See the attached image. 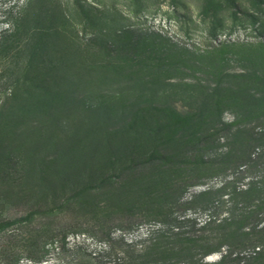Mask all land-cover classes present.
<instances>
[{
	"label": "rangeland",
	"instance_id": "rangeland-1",
	"mask_svg": "<svg viewBox=\"0 0 264 264\" xmlns=\"http://www.w3.org/2000/svg\"><path fill=\"white\" fill-rule=\"evenodd\" d=\"M16 6L20 0H0V12ZM21 8L0 82L14 90L19 104L28 98L34 110L18 113L21 130L28 132L21 147L28 148L19 152L18 164L7 167L6 177L0 175V218L52 209L51 196L63 202L53 216L25 227L31 235L25 238L34 240L31 229L37 227L59 235L78 228L86 203L97 211L149 208L147 195L159 187L137 186L135 179L131 187L117 182L105 195H79L90 181L107 176L132 182L134 165L143 167L139 182L161 172L164 180H174L181 174L173 169L176 163L193 165V134L202 122L209 123L205 130L234 123L229 134L242 130L244 138L264 128L258 117L264 115V87L254 85L264 77V0H26ZM216 85L220 98L208 97ZM173 113L191 117L189 124H175ZM42 116L49 117L45 123ZM45 124L52 125L46 134L40 131ZM31 136L38 141L29 142ZM234 136L219 139V151L244 149ZM248 152L256 157L255 148ZM240 172L227 169L205 185L188 187L181 201L220 180L225 193L240 190L247 180ZM220 194L217 199L227 203ZM134 196L142 202L133 204ZM147 225L131 230L142 233ZM81 234L88 237L68 233L65 247ZM55 258L50 250L40 264L65 261ZM18 264L30 262L22 257Z\"/></svg>",
	"mask_w": 264,
	"mask_h": 264
},
{
	"label": "trees",
	"instance_id": "trees-1",
	"mask_svg": "<svg viewBox=\"0 0 264 264\" xmlns=\"http://www.w3.org/2000/svg\"><path fill=\"white\" fill-rule=\"evenodd\" d=\"M21 5L20 3V6H16V11L11 7L0 12V77L6 52L17 39L22 16ZM255 79V86L264 87V77ZM7 91V85L0 82L2 177L7 176V167L19 163L17 161V158H20L19 152L28 148V143L21 147L22 142L24 144L28 139L24 136L28 132L21 130L22 123L18 121V113L20 111L30 113L29 111L34 110L28 98L19 104L17 102L19 98L14 94V90ZM207 96L219 99L221 93L218 92V86L216 85L213 93ZM8 100L10 102L13 100L14 104H8ZM27 104L29 105L25 106ZM42 104L47 105L41 103L38 106L41 107ZM199 115L198 113L193 115V121ZM258 117L264 119V115ZM47 118L49 117L42 116L40 121L45 123ZM172 118L175 124L182 127L187 126L191 120V117L176 113H173ZM201 124L198 134H193V165L176 163L173 169L180 170L181 174L179 173L174 180H164L161 172L152 175L146 182L143 180L139 182L138 170L143 167L134 165L130 167L131 174L128 175L133 177L132 182L129 179L114 180L107 176L96 180V184H91L90 181L89 185L81 189L79 195L82 199H87L91 192L105 195L114 189L117 182L121 186L131 187L135 179L138 182L137 186L140 184L141 187L144 185L159 187L147 195L149 208L131 207L123 212L113 209L97 211L95 208L86 207L88 206L86 203L80 214L85 221L80 223L78 228L65 229L60 235L49 228L43 230L39 227L30 228L34 240L25 238L31 236L25 233L29 230H24L25 227L36 218L53 216L58 211L57 205H62L63 202L59 198L51 196V205L54 207L52 209L39 208L41 210L27 211L17 218H0V264H18L22 257L30 264H40L45 261L50 250L55 252L56 260L59 256H65V261L61 264H264V128L244 138L242 134L245 133L242 130L229 134L231 127L236 126L234 123H221L218 128L212 127L208 130L203 128L209 123ZM50 126L52 125H42L40 131L43 132L45 129L47 132ZM45 132L43 133L46 134ZM232 136L235 138L239 136L237 139L240 143L243 142L244 149L239 150L242 151L240 155L234 146H225L219 151L217 145L219 139ZM30 139L29 142L32 144L38 141L37 138V141L32 140L35 136H31ZM253 143L256 144L255 147ZM254 148L257 152L256 157L251 159L248 150ZM227 169L241 171V175L247 179L243 188L231 194L225 193L226 186L221 184L223 180H220L218 186L211 184L194 194L191 199L181 201L188 187L205 185L203 183L205 180L216 177ZM190 172H193V178L188 176ZM219 192L222 193L220 196H227L226 199H229L227 203L224 204V201L217 199L216 195ZM198 198L203 199L198 202ZM133 199L135 201L133 204L142 202L137 196ZM102 207L104 206L100 208ZM190 208H199L201 212H195ZM121 214L124 216L117 220L115 217L119 218ZM201 214L203 220L198 219V215ZM141 222L148 224L142 233H138L136 228L131 230L134 225ZM116 231H120L117 236L114 234ZM129 231H135L136 236L127 238L125 235ZM76 232L85 233L88 237H84L83 234L74 235L77 242L72 244V247H65L69 242L67 234ZM21 234H24L23 239L20 238ZM87 240L92 241L90 244L93 247L90 250L85 246ZM214 255L217 256L215 260L206 261Z\"/></svg>",
	"mask_w": 264,
	"mask_h": 264
},
{
	"label": "clouds",
	"instance_id": "clouds-1",
	"mask_svg": "<svg viewBox=\"0 0 264 264\" xmlns=\"http://www.w3.org/2000/svg\"><path fill=\"white\" fill-rule=\"evenodd\" d=\"M26 0H20V3L23 5L25 4ZM5 27H9L8 25H5Z\"/></svg>",
	"mask_w": 264,
	"mask_h": 264
},
{
	"label": "water",
	"instance_id": "water-1",
	"mask_svg": "<svg viewBox=\"0 0 264 264\" xmlns=\"http://www.w3.org/2000/svg\"><path fill=\"white\" fill-rule=\"evenodd\" d=\"M208 259H211L210 257Z\"/></svg>",
	"mask_w": 264,
	"mask_h": 264
}]
</instances>
